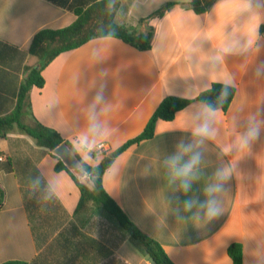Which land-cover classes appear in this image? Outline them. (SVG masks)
<instances>
[{
	"label": "crops",
	"instance_id": "crops-1",
	"mask_svg": "<svg viewBox=\"0 0 264 264\" xmlns=\"http://www.w3.org/2000/svg\"><path fill=\"white\" fill-rule=\"evenodd\" d=\"M99 1L0 0V117L15 108L25 68L39 62L29 54L33 36L71 25L76 9ZM116 2L118 24L139 33L153 31L150 49L104 37L60 54L43 70V87L30 90L26 122H38L70 142L85 130L89 106L103 88L105 99L96 110L104 135L97 144L107 143L112 153L143 132L164 98L193 99L231 77L235 96L226 113H217L216 136L200 149V178L187 194L169 182L164 160L178 143L191 142L188 115L200 102L171 121L158 120L153 138L115 157L111 166L117 175L106 171L103 187L142 232L161 243L174 264H233L228 255L233 243L242 245L243 264H264V132L249 152L222 151L235 143L247 117L264 109V74L256 72L264 65V0H217L204 14L192 11L190 0ZM170 2L174 5L165 15L139 23ZM94 154L90 165L103 158L97 149ZM0 156L12 164L11 171L0 169L5 193L0 264H113L105 259L97 233L86 231L75 214L79 188L66 171H56L51 152L14 131L0 139ZM233 161L236 171L219 195L222 214L194 225L183 202L203 200V188L213 182L215 171ZM37 176L39 188L33 187ZM48 180L57 182L51 199L45 198ZM112 258L152 264L128 241Z\"/></svg>",
	"mask_w": 264,
	"mask_h": 264
},
{
	"label": "trees",
	"instance_id": "trees-1",
	"mask_svg": "<svg viewBox=\"0 0 264 264\" xmlns=\"http://www.w3.org/2000/svg\"><path fill=\"white\" fill-rule=\"evenodd\" d=\"M216 1L190 0L188 6L196 14H204ZM117 5L116 0H102L91 4L84 10L76 9L75 14L77 17L71 25L61 29L45 28L39 30L33 36L29 46V54L36 57L39 62L36 66H27L25 68L15 108L9 114L0 117V139H6L10 133L18 131L31 137L39 147L45 148L49 152L62 143H66L71 148L70 142L64 140L55 130L38 122L33 125L26 122L28 95L33 87H43L45 81L42 72L57 56L77 49L93 39L113 37L133 45L139 50L150 49L153 31L139 33L132 26L118 24L115 21ZM173 5L174 3L172 2L167 3L163 8L141 19L139 23H147L155 17H162ZM221 88L222 83H213L208 89L200 92L193 99H183L175 96L164 98L139 136L129 140L112 153L103 154L102 160L97 165H91L92 170L89 176L96 186L94 191H90L85 185L81 184L62 161L53 156L57 159L56 171H66L79 188L80 199L75 214L81 216L85 230L95 232L92 226L99 225V221L102 222L103 231L100 232L99 230L95 233H97L99 240L104 245L105 259L110 258L113 264H124L121 260H116V258L112 257L115 251L124 242L128 241L143 256L147 257L152 264H174L161 243L142 232L106 192L103 187V175L111 166L114 158L120 153L133 144L153 138L155 125L158 120L171 121L178 111L194 102H212L215 107L226 113L235 96V88L233 86L229 88L228 99L220 105L216 104V100ZM0 169L11 171L12 164L10 159L0 162ZM4 197L5 193L0 188V206L4 202ZM228 255L232 259L233 264H243L241 244H231L228 248ZM6 264L27 263L7 262Z\"/></svg>",
	"mask_w": 264,
	"mask_h": 264
},
{
	"label": "clouds",
	"instance_id": "clouds-1",
	"mask_svg": "<svg viewBox=\"0 0 264 264\" xmlns=\"http://www.w3.org/2000/svg\"><path fill=\"white\" fill-rule=\"evenodd\" d=\"M230 49L225 48L224 52ZM217 59H220L217 57ZM257 75L264 74V65L256 70ZM231 77H226L223 81L220 94L217 97L216 104L222 105L228 99V90L232 87ZM103 88L97 92L93 103L88 109V123L79 135L70 141L71 148L69 155L73 157L72 167L77 174L87 180L91 174V165L89 161L94 159L93 153L97 147V141L104 135L101 123L99 122V113L96 105L104 102ZM106 111V109L102 110ZM219 108L212 102L204 101L196 111L188 115V124L191 127L192 140L190 143L180 142L176 146L174 153L164 160V167L167 169L169 182L178 184L179 190L187 194L195 181L199 177V169L202 160L200 149L206 141L212 140L216 136L214 123ZM264 132V109L260 112L252 113L245 121L244 130L241 131L234 144L226 146L222 151L224 155H230L234 151L238 153L249 152L252 146L261 139ZM79 159H75V157ZM87 165V166H86ZM236 162H230L228 165L218 168L214 173V180L203 188V200L186 199L183 202V211L191 213L190 220L194 225L201 223L207 224L218 218L222 214V204L219 195L225 191L224 185L228 182L236 171ZM109 171L113 177L117 175L118 169L113 165ZM41 184L40 177L33 180V187L39 188ZM57 182L48 180L45 191V198L51 199L56 192Z\"/></svg>",
	"mask_w": 264,
	"mask_h": 264
},
{
	"label": "water",
	"instance_id": "water-1",
	"mask_svg": "<svg viewBox=\"0 0 264 264\" xmlns=\"http://www.w3.org/2000/svg\"><path fill=\"white\" fill-rule=\"evenodd\" d=\"M70 147L66 143H62L51 151V154L62 161L66 168L74 175V177L83 185H85L90 191H94L96 186L91 180L90 176L87 180L81 178L76 170L72 167L73 157L69 155L68 150ZM78 160V157H75Z\"/></svg>",
	"mask_w": 264,
	"mask_h": 264
},
{
	"label": "built area",
	"instance_id": "built-area-1",
	"mask_svg": "<svg viewBox=\"0 0 264 264\" xmlns=\"http://www.w3.org/2000/svg\"><path fill=\"white\" fill-rule=\"evenodd\" d=\"M97 151L102 153V154H108L109 152V146L107 143L105 142H100L99 144H97V147H96ZM5 158L3 156H0V161H4Z\"/></svg>",
	"mask_w": 264,
	"mask_h": 264
},
{
	"label": "rangeland",
	"instance_id": "rangeland-1",
	"mask_svg": "<svg viewBox=\"0 0 264 264\" xmlns=\"http://www.w3.org/2000/svg\"><path fill=\"white\" fill-rule=\"evenodd\" d=\"M95 222V221H94ZM97 222V221H96ZM100 223H98L99 225H96V226H92V228H93V230H95V232H98L99 230H100V232H102L103 231V224H102V222L101 221H99ZM101 224V225H100ZM104 226H106L105 224H104Z\"/></svg>",
	"mask_w": 264,
	"mask_h": 264
}]
</instances>
